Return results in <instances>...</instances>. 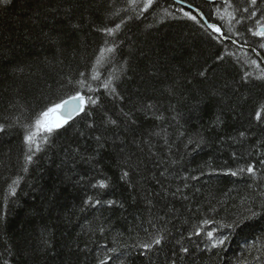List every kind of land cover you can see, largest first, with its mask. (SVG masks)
Returning a JSON list of instances; mask_svg holds the SVG:
<instances>
[{"label": "trees", "instance_id": "trees-1", "mask_svg": "<svg viewBox=\"0 0 264 264\" xmlns=\"http://www.w3.org/2000/svg\"><path fill=\"white\" fill-rule=\"evenodd\" d=\"M180 1L0 2V264H264V0Z\"/></svg>", "mask_w": 264, "mask_h": 264}, {"label": "snow or ice", "instance_id": "snow-or-ice-1", "mask_svg": "<svg viewBox=\"0 0 264 264\" xmlns=\"http://www.w3.org/2000/svg\"><path fill=\"white\" fill-rule=\"evenodd\" d=\"M2 3H7V0H0ZM150 2V0H149ZM255 0H253V3ZM214 31L219 32V29L213 28ZM261 35H264V33H261ZM73 100H80L83 101V97L76 96L73 97ZM61 109H67L68 115L71 116L72 112L76 111H83V107L77 108L75 104H72L71 101H64L63 104H57L55 107L49 108L47 111L42 112L40 116L36 119L35 126L38 130L43 129L45 132H52L54 129L60 128L63 124H66L68 121L67 119L61 120L59 117L53 118V114L61 111ZM257 118H260L261 114L257 113ZM26 142H30L32 140V135L25 137ZM249 172L252 171L251 168L248 169ZM232 175H236V173H232ZM101 188L105 187L104 184L100 185ZM209 235H211L209 233ZM156 244L160 243L159 239L155 240ZM222 243V242H221ZM145 248H148L149 245H145ZM186 251V250H185Z\"/></svg>", "mask_w": 264, "mask_h": 264}, {"label": "water", "instance_id": "water-1", "mask_svg": "<svg viewBox=\"0 0 264 264\" xmlns=\"http://www.w3.org/2000/svg\"><path fill=\"white\" fill-rule=\"evenodd\" d=\"M173 1L176 4H178V5H180V6L184 7V8H187V9L191 10L192 12L196 13L198 15V17L200 18V20L206 25V27L214 35H216L217 37L221 38L223 41L228 40V38L223 36V33H222L221 29L218 26L210 23L202 13L198 12V10L195 7H193V6H191V5L187 4V3H184V2H182L180 0H173ZM204 1L210 2V3L215 2V0H204ZM225 1L226 0H223V2H225ZM213 28L219 29V32L214 31ZM260 32H263V29H261ZM255 55L261 61L262 65L264 67V57L258 52H255ZM78 96L83 97L82 95H78ZM74 97H76V96H74ZM65 101H71V103L75 104L77 108L83 107V110L85 108V98L84 97H83V101L73 100V97L68 98ZM63 103H64V101L61 104H63ZM82 112L83 111L72 112L71 116H69L67 109H61V111H59L57 113L63 120L67 119V121H72L75 118H77L78 116H80L82 114Z\"/></svg>", "mask_w": 264, "mask_h": 264}, {"label": "rangeland", "instance_id": "rangeland-1", "mask_svg": "<svg viewBox=\"0 0 264 264\" xmlns=\"http://www.w3.org/2000/svg\"><path fill=\"white\" fill-rule=\"evenodd\" d=\"M55 117H59L61 120H63V119L58 115V113L53 114V118H55Z\"/></svg>", "mask_w": 264, "mask_h": 264}, {"label": "bare ground", "instance_id": "bare-ground-1", "mask_svg": "<svg viewBox=\"0 0 264 264\" xmlns=\"http://www.w3.org/2000/svg\"><path fill=\"white\" fill-rule=\"evenodd\" d=\"M173 1V0H172ZM225 3V2H224Z\"/></svg>", "mask_w": 264, "mask_h": 264}]
</instances>
